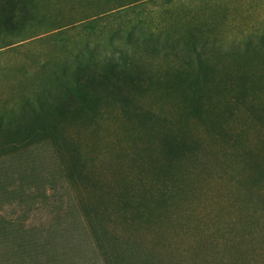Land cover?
Listing matches in <instances>:
<instances>
[{
  "label": "rangeland",
  "instance_id": "rangeland-1",
  "mask_svg": "<svg viewBox=\"0 0 264 264\" xmlns=\"http://www.w3.org/2000/svg\"><path fill=\"white\" fill-rule=\"evenodd\" d=\"M22 1L13 13L28 19L19 37L0 32V264H107L101 248L111 240L110 258L120 263L136 251L159 264H264V43L255 39L264 0L200 5L209 37L221 42L204 55V88L179 55L136 52L127 65L134 84L121 85L125 108L101 97L70 113L52 100L41 111L35 99L44 90L57 95L50 70L59 58L106 41L94 29L108 0ZM167 16L152 14L151 26ZM247 39L254 41L244 54L233 52ZM38 124L54 125L55 138L36 136ZM171 132L194 150L173 167L189 188L151 169L163 161L159 139ZM156 193L174 198L147 217L141 202Z\"/></svg>",
  "mask_w": 264,
  "mask_h": 264
},
{
  "label": "trees",
  "instance_id": "trees-1",
  "mask_svg": "<svg viewBox=\"0 0 264 264\" xmlns=\"http://www.w3.org/2000/svg\"><path fill=\"white\" fill-rule=\"evenodd\" d=\"M161 1L162 3H160ZM215 1L218 0H177L174 3H167L165 0H108L104 2L103 6H106V8L98 13L96 25L99 29H94V34H103L106 41L92 44L90 48L83 43L84 45L82 44L80 47H73L72 50L75 52L71 55L59 58L54 66L55 68L50 70V75L52 73L56 79L55 86L52 89L56 88L57 95H54V97L51 91H42V95L35 99L37 109L42 111L47 102L52 100L53 103L51 104L55 106L57 111L63 113L84 111L93 107L101 97L118 100L125 108L127 97L121 85L127 79L131 85L134 84L131 79L136 77L137 74L133 71L134 66L131 67L132 69H129L128 66L135 60L133 56L136 52L161 53L165 56L168 53L179 55L184 65L189 67L194 65L193 78H198L199 83L201 82L202 85H200V88H204L203 86L208 82L206 81L207 67L204 65V55H206L207 50H219L221 42L214 37H209L210 32L207 25L201 19L200 5H209L207 2ZM1 2L3 6L0 8V32L10 38H18L19 31L28 23V19L22 14L13 13L17 4H21L23 1L2 0ZM154 3H159V5ZM149 5L153 6L149 7ZM154 6L157 7V10L151 13L149 9ZM165 10L168 13V21H160V25L151 26L152 14L157 15ZM134 12L135 17L133 16ZM122 14L127 16V20L118 23L117 21ZM132 17L134 19L130 21ZM255 39L259 44L264 43V29ZM22 41L23 39L15 43ZM253 41L254 39L243 41L241 48H236V46L232 48L235 50L233 52L237 53V51L242 50L241 54H244L253 44ZM227 49L230 48L227 47ZM100 59L104 64L101 69H96L94 63ZM61 76L68 77V83L62 82ZM176 76L179 77L178 74ZM242 83L239 85V89L243 88ZM193 100H195V103L198 102L194 96L192 97ZM197 109L198 106H195L194 110L198 111ZM32 111L34 110L32 109ZM202 112L205 111H200L199 114L202 115ZM122 114L132 115L131 111H122ZM35 115L40 114L35 113ZM141 117L145 118L144 115H141ZM199 117L202 118V116ZM148 120H150V115ZM52 126L54 125L38 124L35 135L53 136L55 138L56 129ZM10 135L16 136L17 134L12 132ZM158 148L163 161H153L151 169L154 171V176L156 178L161 176L163 179H177L179 186L182 187L183 185L189 188L191 181L182 179L184 176L180 178L172 175L174 172L173 167L190 154H193V148L191 149L190 145L180 140L177 132L165 133L161 136ZM178 185L172 183L170 187H179ZM163 194L156 193V195H151L150 199L143 198L141 210L147 213V217L155 216L156 210L167 207V202L174 198V196L164 198ZM150 203H152V206H150ZM142 217L140 216V218ZM86 219L90 232L94 236L100 235L102 232L96 226L94 220L89 215ZM117 244L116 241L111 240L106 244L107 249L104 246V248H101L108 257L107 264L161 263L153 261L152 257L143 258L136 251L131 255L133 259L129 258L124 263H122L123 261L121 263L117 262L110 258L115 255L114 250ZM128 247L131 249L130 245ZM163 264L167 263L164 262Z\"/></svg>",
  "mask_w": 264,
  "mask_h": 264
}]
</instances>
